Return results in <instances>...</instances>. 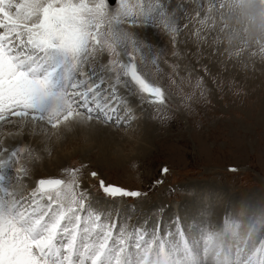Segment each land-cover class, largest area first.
I'll return each mask as SVG.
<instances>
[{
	"label": "snow or ice",
	"instance_id": "6c2138e0",
	"mask_svg": "<svg viewBox=\"0 0 264 264\" xmlns=\"http://www.w3.org/2000/svg\"><path fill=\"white\" fill-rule=\"evenodd\" d=\"M242 2L258 0H0V264H264V215L205 223L210 193L187 221L129 224L116 202L147 193L85 187L83 163L30 182L52 138L129 126L134 106L164 120L173 88L189 108L264 63L234 28Z\"/></svg>",
	"mask_w": 264,
	"mask_h": 264
},
{
	"label": "rangeland",
	"instance_id": "374dc122",
	"mask_svg": "<svg viewBox=\"0 0 264 264\" xmlns=\"http://www.w3.org/2000/svg\"><path fill=\"white\" fill-rule=\"evenodd\" d=\"M262 21L260 26L264 27V17ZM240 37H244L245 48L253 43L264 44L258 38ZM159 43L167 50L165 38L160 37ZM238 74L242 77L237 76L231 87L225 82L223 91L213 89L209 102L193 100L189 108L184 107L182 95L173 88L164 108V120L152 107L134 106L141 118L129 126L99 124L113 139L114 144L109 147L121 152L119 156L124 160L120 164L113 151L111 155L102 154V148L88 140L91 137L86 133L76 132L61 140L52 138L48 142L51 155L42 153L31 181L35 177L59 176L61 169L83 163L87 166L82 170L86 177L88 172L96 171L97 178L105 183L147 193L139 200H121L125 203L124 213L131 215L129 224H135L138 218L152 217L160 209L166 222L172 217V209L175 217H179L178 211L198 214L199 201L193 200L196 191L212 193L210 211L201 217L205 223L223 222L232 206L238 204L248 206L249 215L263 213L264 63L257 62L247 73ZM87 133L92 138L97 135ZM165 168L168 171L163 173ZM89 179L85 180V187L96 184ZM157 180L163 183L156 184ZM216 192H221L223 199H216ZM92 193L96 191L92 189Z\"/></svg>",
	"mask_w": 264,
	"mask_h": 264
},
{
	"label": "bare ground",
	"instance_id": "6f19581e",
	"mask_svg": "<svg viewBox=\"0 0 264 264\" xmlns=\"http://www.w3.org/2000/svg\"><path fill=\"white\" fill-rule=\"evenodd\" d=\"M263 22V21H262ZM261 22V23H262ZM236 25V24H235ZM237 26V25H236ZM243 39H244V37H243ZM254 39V38H253ZM257 41V40H256ZM234 42H236V41H232L231 43H234ZM249 42V41H248ZM245 43V42H244ZM252 43V42H251ZM245 47V46H244ZM241 73V72H240ZM237 76H241L240 74H238ZM244 76H246V74L244 75ZM242 77V76H241ZM89 131V132H91V133H93V134H97V135H95V136H93V138H92V134L90 135L89 133H87V131ZM86 131V132H85ZM80 134H82V135H84L85 133L87 134V136H89V138L90 139H88V140H90V141H95V143L97 144V145H95V146H98V147H100V148H102L100 151H102L103 153L102 154H104V155H107L108 153H110V155H111V153H112V151L115 153V156H117V162L120 164L121 162H122V160H124V159H122L123 157H121V156H119V153L121 154V152L119 151V150H117L118 151V153H117V151L116 150H113L111 147H109V146H112L113 144H114V142L112 141L113 139H110L111 138V136L110 135H106L105 133L107 132L108 133V131H106V129L104 128V127H102V126H99V124H95L92 128H85V129H80L79 131H78ZM80 136V135H79ZM94 139H96V140H94ZM115 140V139H114ZM87 142H89V141H87ZM98 142V143H97ZM70 143V142H69ZM116 147V146H115ZM123 148V147H122ZM125 150V149H124ZM61 152V151H60ZM110 157V156H109ZM56 162V161H55ZM59 163V162H58ZM57 163V164H58ZM51 164V163H50ZM55 165V164H54ZM197 193H200L199 191H196ZM207 193H209V192H207ZM211 195H212V193H210ZM214 197H216V199H217V197L221 200V198L223 197V195H222V193L220 192H216L215 193V195H214ZM223 199V198H222ZM216 201V200H215ZM219 202V201H218ZM214 204H215V202H214ZM176 205V204H175ZM241 206H244L246 209H247V212L249 211V207L248 206H246V205H243V204H238V205H234V206H232V209L230 210V215L231 214H233V212L236 210V209H238V208H240ZM174 207V205L173 206H171V208H173ZM176 207H177V205H176ZM220 207V206H219ZM212 209V208H211ZM219 209V208H218ZM221 209V208H220ZM256 209V208H255ZM254 212H257V211H254ZM216 213V212H215ZM258 213V212H257ZM217 214V213H216ZM253 214V213H252ZM259 214V213H258ZM261 215H264V212L263 213H260ZM259 214V215H260ZM255 215H257V214H253L252 216H255ZM213 223H215V222H213Z\"/></svg>",
	"mask_w": 264,
	"mask_h": 264
}]
</instances>
